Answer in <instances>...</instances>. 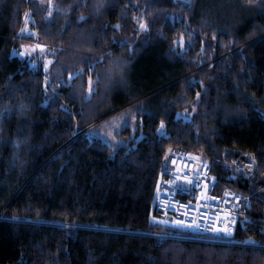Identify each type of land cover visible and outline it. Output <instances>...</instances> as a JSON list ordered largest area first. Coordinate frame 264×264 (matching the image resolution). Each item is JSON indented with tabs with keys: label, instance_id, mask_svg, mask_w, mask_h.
I'll list each match as a JSON object with an SVG mask.
<instances>
[{
	"label": "trees",
	"instance_id": "1",
	"mask_svg": "<svg viewBox=\"0 0 264 264\" xmlns=\"http://www.w3.org/2000/svg\"><path fill=\"white\" fill-rule=\"evenodd\" d=\"M173 149L253 246L153 221ZM0 264H264V0H0Z\"/></svg>",
	"mask_w": 264,
	"mask_h": 264
},
{
	"label": "built area",
	"instance_id": "2",
	"mask_svg": "<svg viewBox=\"0 0 264 264\" xmlns=\"http://www.w3.org/2000/svg\"><path fill=\"white\" fill-rule=\"evenodd\" d=\"M152 218L155 223L207 237H223L254 224L242 196L219 194L209 166L176 149L170 151L161 175ZM244 245L253 246L254 241L247 239Z\"/></svg>",
	"mask_w": 264,
	"mask_h": 264
},
{
	"label": "rangeland",
	"instance_id": "3",
	"mask_svg": "<svg viewBox=\"0 0 264 264\" xmlns=\"http://www.w3.org/2000/svg\"><path fill=\"white\" fill-rule=\"evenodd\" d=\"M28 33V32H27ZM33 46V45H31ZM31 46H26L23 45L19 50H14L12 56L13 57H19V58H26V57H31L32 55L36 56V50L31 47ZM39 60V57H36ZM32 60V57L30 58ZM33 66H36L38 64V62L36 60H32L31 61ZM179 116H181V114H179ZM106 143H108L111 146H115V145H119L121 144L120 142H118L116 139H112V137H108V135L103 132L98 134ZM142 138L139 137V140ZM123 144H127L126 142H124ZM195 157H197L196 155H194ZM198 158V157H197ZM199 159V158H198ZM169 227H173V226H169ZM175 228V227H173ZM190 235H196V234H190ZM205 238L210 239V241L213 242H217V243H223V244H236V243H241L242 245H244V242H240L234 239L233 237V233L229 234V235H224L223 237H207V236H203ZM240 245V244H238Z\"/></svg>",
	"mask_w": 264,
	"mask_h": 264
},
{
	"label": "water",
	"instance_id": "4",
	"mask_svg": "<svg viewBox=\"0 0 264 264\" xmlns=\"http://www.w3.org/2000/svg\"><path fill=\"white\" fill-rule=\"evenodd\" d=\"M91 127H93V126H91ZM91 127H89L88 129H90ZM172 239H180V238L172 237ZM181 239H182V238H181Z\"/></svg>",
	"mask_w": 264,
	"mask_h": 264
}]
</instances>
